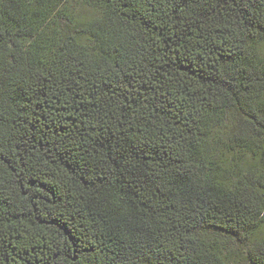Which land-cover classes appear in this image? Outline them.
<instances>
[{"label": "trees", "instance_id": "trees-1", "mask_svg": "<svg viewBox=\"0 0 264 264\" xmlns=\"http://www.w3.org/2000/svg\"><path fill=\"white\" fill-rule=\"evenodd\" d=\"M65 2L0 0V264H264V0Z\"/></svg>", "mask_w": 264, "mask_h": 264}, {"label": "rangeland", "instance_id": "rangeland-1", "mask_svg": "<svg viewBox=\"0 0 264 264\" xmlns=\"http://www.w3.org/2000/svg\"><path fill=\"white\" fill-rule=\"evenodd\" d=\"M64 8L61 11L62 14L70 15L72 19L77 22L85 23L89 22L97 17L96 10L89 3V0H66ZM261 58L264 61V44L261 45ZM218 151L221 156L226 154L224 146L218 144ZM256 240H262L264 238V226L254 236ZM236 264H245L241 261L240 255L235 259Z\"/></svg>", "mask_w": 264, "mask_h": 264}]
</instances>
